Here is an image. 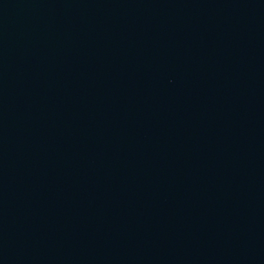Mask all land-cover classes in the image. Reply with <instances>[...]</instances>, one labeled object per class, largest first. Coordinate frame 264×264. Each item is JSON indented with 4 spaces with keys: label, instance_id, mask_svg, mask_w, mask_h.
Wrapping results in <instances>:
<instances>
[{
    "label": "water",
    "instance_id": "95a60500",
    "mask_svg": "<svg viewBox=\"0 0 264 264\" xmlns=\"http://www.w3.org/2000/svg\"><path fill=\"white\" fill-rule=\"evenodd\" d=\"M0 264H264V0H0Z\"/></svg>",
    "mask_w": 264,
    "mask_h": 264
}]
</instances>
